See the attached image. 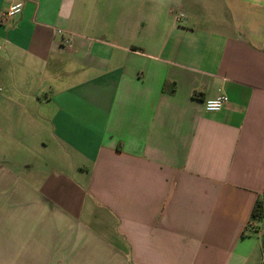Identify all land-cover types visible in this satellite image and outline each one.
<instances>
[{"label": "crops", "instance_id": "0c3cea01", "mask_svg": "<svg viewBox=\"0 0 264 264\" xmlns=\"http://www.w3.org/2000/svg\"><path fill=\"white\" fill-rule=\"evenodd\" d=\"M18 2L0 264H264V0Z\"/></svg>", "mask_w": 264, "mask_h": 264}, {"label": "built area", "instance_id": "2783aa9c", "mask_svg": "<svg viewBox=\"0 0 264 264\" xmlns=\"http://www.w3.org/2000/svg\"><path fill=\"white\" fill-rule=\"evenodd\" d=\"M22 8H23V4L21 2L15 3L6 12H4L0 15V21L3 22L5 20L9 19L10 17H13V16L21 13ZM182 17H183L182 14H178L176 16V20L178 21ZM210 102H216L217 106L214 108H210L209 107ZM226 103H227L226 97L223 95H219L216 98L205 100L203 102V109L205 112H210V113L218 112L226 105ZM263 263H264V259H263Z\"/></svg>", "mask_w": 264, "mask_h": 264}, {"label": "trees", "instance_id": "16d2710c", "mask_svg": "<svg viewBox=\"0 0 264 264\" xmlns=\"http://www.w3.org/2000/svg\"><path fill=\"white\" fill-rule=\"evenodd\" d=\"M162 90L172 94L175 90L174 84L173 83L168 84L167 82H164L162 85ZM263 216H264V197L262 200H257L254 203L253 209L250 214L249 225H251L256 221H260L263 218Z\"/></svg>", "mask_w": 264, "mask_h": 264}, {"label": "clouds", "instance_id": "9594fccd", "mask_svg": "<svg viewBox=\"0 0 264 264\" xmlns=\"http://www.w3.org/2000/svg\"><path fill=\"white\" fill-rule=\"evenodd\" d=\"M216 106H217L216 102H210V103H209V107H210V108H214V107H216Z\"/></svg>", "mask_w": 264, "mask_h": 264}, {"label": "rangeland", "instance_id": "374dc122", "mask_svg": "<svg viewBox=\"0 0 264 264\" xmlns=\"http://www.w3.org/2000/svg\"><path fill=\"white\" fill-rule=\"evenodd\" d=\"M262 240H263V242H264V238H263Z\"/></svg>", "mask_w": 264, "mask_h": 264}]
</instances>
